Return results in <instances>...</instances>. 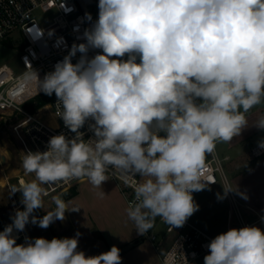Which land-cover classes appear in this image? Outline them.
I'll return each instance as SVG.
<instances>
[{
  "label": "clouds",
  "instance_id": "1",
  "mask_svg": "<svg viewBox=\"0 0 264 264\" xmlns=\"http://www.w3.org/2000/svg\"><path fill=\"white\" fill-rule=\"evenodd\" d=\"M83 39L42 80L34 70L28 77L55 94L58 116L75 135H54L46 151L23 155L22 168L35 179L12 189L22 192L24 209L0 231V264H122L115 245L98 255L78 250L79 232L22 244L13 234L79 211L53 196L54 209L32 215L44 209V185L86 178L101 188L110 169L141 177L126 209L138 234L157 218L183 227L199 210L193 193L207 187L201 173L217 142L239 136L245 114L264 103V0H98ZM89 121L93 137L84 139ZM254 126L264 129V116ZM207 248L203 264H264V230L231 228Z\"/></svg>",
  "mask_w": 264,
  "mask_h": 264
},
{
  "label": "built area",
  "instance_id": "2",
  "mask_svg": "<svg viewBox=\"0 0 264 264\" xmlns=\"http://www.w3.org/2000/svg\"><path fill=\"white\" fill-rule=\"evenodd\" d=\"M93 3L94 0H0V41L13 38L18 51L15 63H0V116L5 112L7 115L4 120L13 116L11 124L5 123L6 128L0 132V174L10 198L8 204H11L14 213L24 205L21 203L23 195L19 196L20 192H13L12 189L35 179L34 174H25L22 168L23 155L28 151H46L48 140L54 135L64 134L68 138L75 135L64 126L58 116L61 107L56 97L32 112L25 110V105L42 93L38 91L35 78L28 77L34 70L42 80L46 73L54 70L57 62L63 60L74 43L85 42L84 30L91 27L98 18V10L91 12L89 9ZM86 13L91 14L92 21L87 20ZM99 51L90 50L88 56L92 57ZM80 55L78 52L72 62L76 63ZM47 105L51 106L50 111L44 110ZM17 114H20L21 118L16 119L14 115ZM50 119L54 120V124L50 123ZM90 122H86L80 129L84 133V139L93 137L88 128ZM4 137L7 142L3 141ZM261 142H264V138L250 146L251 156L264 157ZM229 159L228 154L221 155L217 148L212 156L208 157L201 173L202 178L208 181L205 182L207 187L214 184L212 182H217V174L224 186L229 187L223 169V162ZM7 163L9 168L6 167ZM15 164L18 172L11 174L9 169ZM107 175L118 186L128 207L133 204L134 186L141 177L137 175L125 179L111 169ZM82 180L84 179H71L44 185L48 193L44 197V203L50 204L53 196H60ZM227 194L237 211L239 203L233 191ZM246 206L250 208L249 205ZM261 217H264V214H258L256 221L264 226ZM239 221L238 228L251 226V223L243 222L241 218ZM145 236L152 243L162 264H192L208 252L207 245L215 238L189 219L183 227L172 229L160 218L155 220L153 228Z\"/></svg>",
  "mask_w": 264,
  "mask_h": 264
},
{
  "label": "crops",
  "instance_id": "3",
  "mask_svg": "<svg viewBox=\"0 0 264 264\" xmlns=\"http://www.w3.org/2000/svg\"><path fill=\"white\" fill-rule=\"evenodd\" d=\"M245 115L248 126L241 131L239 136L233 138L230 142L231 144L241 143V141H244L246 138H250L253 133L264 130L254 126V123L260 117L264 116V107L260 104L256 105ZM258 158H262L261 161L258 160L254 163L249 171L233 176L238 186V192L244 193L247 196V199H245L240 195L242 199L241 202H243V206L246 208L245 216L241 213L239 207L237 211L235 210V218L230 210L225 220L220 221V227H222L223 230H221V232L215 231V236L231 228H238L240 218L243 222L251 223V226L254 225L264 230V226H262L261 222L256 221L258 214H264V178L259 177V168L260 164L264 162V157H256L255 159ZM7 166L9 168V165ZM9 172L11 174L17 173V165L11 166ZM254 175L258 176L256 181L260 188H258L257 191L252 190V192H250L249 189L244 190L241 188L238 182H246V179ZM248 182L249 181L246 183ZM5 189L6 198L9 202L10 198L6 185ZM72 190H74V193L69 195ZM66 192L69 194L63 200L67 205L80 209L77 212L66 211V218L63 221L56 220L53 222V232L56 236L62 238L73 237L77 232L81 233L78 250L84 251L86 255H98L110 250L113 245L117 246L119 249L126 248L134 239L141 236L136 230L135 223L129 219L127 215L126 209L128 205L123 194L109 176L108 180L101 185V188L94 187L87 179H84L75 187L71 188L70 191ZM102 193L104 194L102 195ZM241 202L238 201L239 204H241ZM246 205H249L250 208ZM18 234L20 238L25 236L24 231L18 232ZM212 236L215 237L214 235ZM207 254L208 252L201 255L192 264H203L204 256Z\"/></svg>",
  "mask_w": 264,
  "mask_h": 264
},
{
  "label": "rangeland",
  "instance_id": "4",
  "mask_svg": "<svg viewBox=\"0 0 264 264\" xmlns=\"http://www.w3.org/2000/svg\"><path fill=\"white\" fill-rule=\"evenodd\" d=\"M89 9L91 12L98 10V0H94V3L89 7ZM16 48L17 45L13 38L6 39L5 42L0 41V63H15L18 54ZM16 66L18 67V65ZM38 98H34L29 101L24 107L25 110L32 112L33 109H36V102ZM260 105L264 107V103ZM44 110L50 111L51 106L47 105ZM6 115L7 112L0 116V132L6 128L4 126L5 123L11 124V120L13 121L12 115H10L12 118L6 117L4 120ZM14 116L16 119L21 118L20 114ZM261 138H264V130H259L253 133L250 138H246L244 141H241V143L238 144H231L230 142H217L216 148L218 152L221 155L226 153L230 156L228 161L223 162V169L225 171L229 186L235 189L233 190V193L239 202H241L242 199L240 197V193L238 192L236 180H234L233 176L249 171L254 163H256L258 160L261 161L262 158L255 159L249 153V146ZM3 141L7 142L6 137L3 138ZM13 154L15 156V153ZM7 165L9 164L7 163L6 167H8ZM216 176V183L206 187L203 191L193 194L195 202L199 205V210L189 218L191 222L206 230L210 235L214 236L215 231L221 232V230H223L222 227H220V221L225 220L230 210L232 211L233 217L235 218L236 216L232 201L228 197V194H225L224 183L218 174ZM259 177L264 178V162L260 164ZM256 178H258V176L254 175L253 177L246 179V182L249 181L248 183L245 181H239L238 183L244 190L249 189L250 192H252V190L257 191L260 186L257 184ZM4 183L5 182L0 174V231H3L7 225L12 223L11 217L15 215L11 208V204H8L9 202L6 198V189ZM68 194V192H64L60 196L62 199H64ZM238 207L241 213L245 216L246 208L243 206V202L238 204ZM54 208V203H44V209H37L32 215L43 217L47 210H52ZM23 209V206L19 208V210ZM52 225L53 224H51L48 228L43 229L39 227L38 224H32L29 222L24 229L25 236L17 239V243H25L26 238L34 239L43 237L48 240H51L54 237L62 238L54 234ZM120 255L122 257V264H162L158 254L153 248L152 243L146 238L145 235L138 237L137 242H131L126 248L120 249Z\"/></svg>",
  "mask_w": 264,
  "mask_h": 264
},
{
  "label": "trees",
  "instance_id": "5",
  "mask_svg": "<svg viewBox=\"0 0 264 264\" xmlns=\"http://www.w3.org/2000/svg\"><path fill=\"white\" fill-rule=\"evenodd\" d=\"M3 42H5L6 41V39H4V40H2ZM44 93L42 92L40 95H38L36 98H38V100H37V102H36V104H37V106H36V108L37 107H39V106H41V105H43V104H45V103H47V102H50V101H52L56 96H55V94H53L52 96H48V95H43ZM41 95H43V96H41ZM41 96V97H40ZM33 110H35V109H33ZM74 193V190H72L71 192H70V194L69 195H71V194H73ZM138 241V238H136V239H134L132 242H137Z\"/></svg>",
  "mask_w": 264,
  "mask_h": 264
},
{
  "label": "bare ground",
  "instance_id": "6",
  "mask_svg": "<svg viewBox=\"0 0 264 264\" xmlns=\"http://www.w3.org/2000/svg\"><path fill=\"white\" fill-rule=\"evenodd\" d=\"M50 123L51 124H54V120L53 119H50ZM13 234L17 237V239L20 238V235L18 234L17 231L14 230V233Z\"/></svg>",
  "mask_w": 264,
  "mask_h": 264
},
{
  "label": "water",
  "instance_id": "7",
  "mask_svg": "<svg viewBox=\"0 0 264 264\" xmlns=\"http://www.w3.org/2000/svg\"><path fill=\"white\" fill-rule=\"evenodd\" d=\"M23 195L22 192L19 193V196Z\"/></svg>",
  "mask_w": 264,
  "mask_h": 264
}]
</instances>
